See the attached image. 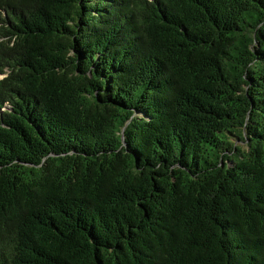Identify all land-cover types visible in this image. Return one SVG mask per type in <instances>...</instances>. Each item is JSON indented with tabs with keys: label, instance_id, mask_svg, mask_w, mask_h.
Returning a JSON list of instances; mask_svg holds the SVG:
<instances>
[{
	"label": "trees",
	"instance_id": "obj_1",
	"mask_svg": "<svg viewBox=\"0 0 264 264\" xmlns=\"http://www.w3.org/2000/svg\"><path fill=\"white\" fill-rule=\"evenodd\" d=\"M0 264H264V0H0Z\"/></svg>",
	"mask_w": 264,
	"mask_h": 264
}]
</instances>
